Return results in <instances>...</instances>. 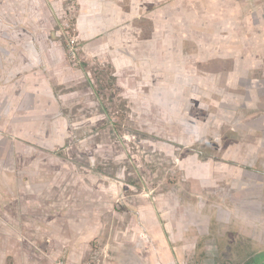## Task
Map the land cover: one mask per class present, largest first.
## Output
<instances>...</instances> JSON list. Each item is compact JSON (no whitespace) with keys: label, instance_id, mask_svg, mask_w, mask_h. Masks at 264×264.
<instances>
[{"label":"rangeland","instance_id":"374dc122","mask_svg":"<svg viewBox=\"0 0 264 264\" xmlns=\"http://www.w3.org/2000/svg\"><path fill=\"white\" fill-rule=\"evenodd\" d=\"M57 1L56 36L75 70L57 90L69 96L71 128L26 130L19 140L17 132H0V166L16 170L21 154L41 158L39 170L48 178L59 171L72 183L73 173L82 174L86 185H76L73 176L72 189L54 191L87 202L81 222L89 220L83 231L85 237L90 232V257L76 264H96V250L111 248L109 242L124 244L120 264H138L132 247L145 240L141 226L158 222L164 227L153 229L164 236L171 264H240L264 252V157L258 153L264 150V100L247 102L245 92H235L241 86L232 87L205 59L209 35L200 25L208 26L207 0L200 8L193 0H136L129 51L121 41V53L99 50L101 34L80 36L78 0ZM88 7L83 17L96 25L89 0ZM23 166L34 169L32 162ZM48 178L28 186L50 195ZM16 186L10 191L18 192ZM81 222L72 226L75 232ZM9 229L10 235L39 232L18 224ZM66 229L45 227L41 235L50 230L63 238ZM14 245L10 241V251ZM36 246L47 257L49 246ZM10 251L8 264H14ZM66 261L63 253L51 259Z\"/></svg>","mask_w":264,"mask_h":264},{"label":"crops","instance_id":"0c3cea01","mask_svg":"<svg viewBox=\"0 0 264 264\" xmlns=\"http://www.w3.org/2000/svg\"><path fill=\"white\" fill-rule=\"evenodd\" d=\"M201 1L193 0L196 8L197 5L200 8ZM78 2L80 11L76 27L81 21L84 23L83 33L77 27L80 36L89 39L101 34L102 39L96 43L101 51L112 47L121 53V41L129 51L130 46L125 40H131L133 27L128 20L136 15V0H89L90 10L97 16L96 25L83 17L88 13V0ZM207 5L208 26H201L205 22L200 25V30H207L209 35L205 59L214 67L215 73L226 76V82L232 87L241 86L236 91L233 88V92H245L247 102L264 100V0H207ZM59 13L57 0H0V132H17L18 140L25 138L26 130L71 128L72 125L65 111L69 96L60 94L59 90L65 87L66 79L74 77L75 70L66 62L62 41L56 36ZM258 153L264 157V150ZM4 157L0 155V163ZM52 158L56 159L54 156L49 159ZM31 159L19 154L16 170L6 171L0 166V264H8L10 241L15 242L17 248L15 250L14 245L10 251L14 264H52L51 259L62 253L67 259L66 264L88 260L90 254L85 239L90 232L87 231L85 237L83 226L89 220L81 222L87 202L67 200L66 194L54 192L58 191L56 187L72 189L73 176L76 185H86L85 179L83 182L82 174L73 173L72 183L64 182L68 177L60 176L59 171L48 178V173L44 176L45 173L39 170L41 158ZM25 162H32L34 169L23 166ZM47 178L50 195L39 194L28 186L30 181ZM11 185L16 186L18 192L16 189L10 191ZM42 202L47 204L46 207ZM79 220L84 224H80L81 231L75 232L72 226ZM10 224L39 228V232L34 236L10 235ZM45 227H68V230L66 236L58 238L56 231L49 230L48 234L41 235ZM141 227L145 230V240L132 247L136 254L140 253V257H136L138 264H171L174 258L164 247V236L153 229L164 227L163 224L146 223ZM32 243L35 248H38L37 244L48 245L47 257L35 248L31 249ZM109 243L111 248L96 250V264H120L124 244ZM57 244L63 246L57 248ZM24 246L29 247L30 252Z\"/></svg>","mask_w":264,"mask_h":264},{"label":"flooded vegetation","instance_id":"af4514ba","mask_svg":"<svg viewBox=\"0 0 264 264\" xmlns=\"http://www.w3.org/2000/svg\"><path fill=\"white\" fill-rule=\"evenodd\" d=\"M240 264H264V252L251 253Z\"/></svg>","mask_w":264,"mask_h":264},{"label":"built area","instance_id":"2783aa9c","mask_svg":"<svg viewBox=\"0 0 264 264\" xmlns=\"http://www.w3.org/2000/svg\"><path fill=\"white\" fill-rule=\"evenodd\" d=\"M68 1L73 2L74 0H68ZM64 26H65V28H66V26H68V23L65 22V25H64ZM66 32L69 33L68 30H66ZM69 52H70V54H71L73 57L75 56V50H74L73 45H71V43L69 44ZM57 264H62V262H58Z\"/></svg>","mask_w":264,"mask_h":264}]
</instances>
